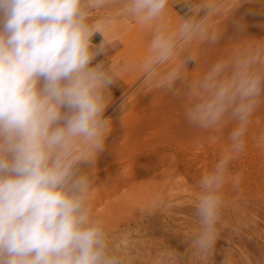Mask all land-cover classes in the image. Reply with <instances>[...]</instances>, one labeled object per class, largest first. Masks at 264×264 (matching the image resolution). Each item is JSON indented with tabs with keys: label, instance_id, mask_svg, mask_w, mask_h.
I'll list each match as a JSON object with an SVG mask.
<instances>
[{
	"label": "clouds",
	"instance_id": "clouds-1",
	"mask_svg": "<svg viewBox=\"0 0 264 264\" xmlns=\"http://www.w3.org/2000/svg\"><path fill=\"white\" fill-rule=\"evenodd\" d=\"M107 2L0 0V264H123L104 224L92 216L90 180L77 167L94 160L111 128L104 112L115 76L103 63L92 65L109 44H92L100 25L88 23L87 10ZM168 4L124 0L123 6L129 18L152 25ZM213 10L203 6L200 18H182L174 33L155 23L143 61L146 78L177 55L180 40L218 42L217 32L207 29ZM236 26L241 32L246 27ZM193 61L182 55L161 86L171 91L180 68ZM188 94L184 116L194 127L218 129L225 119L236 121L222 158L199 181L194 214L200 231L191 245L206 254L216 239L229 165L244 149L250 118L264 96V53L236 49L214 62ZM78 144L91 154L76 155ZM171 255L161 252L154 264H170ZM222 264H229L227 257Z\"/></svg>",
	"mask_w": 264,
	"mask_h": 264
},
{
	"label": "rangeland",
	"instance_id": "rangeland-1",
	"mask_svg": "<svg viewBox=\"0 0 264 264\" xmlns=\"http://www.w3.org/2000/svg\"><path fill=\"white\" fill-rule=\"evenodd\" d=\"M227 1L169 0L161 21L152 25L129 18L123 6L124 0H108L103 7L87 9L88 23L100 25V34L95 35L106 41L117 40L123 47L111 59L126 88L119 95L110 92V101L104 116L114 124L126 115L145 111L147 105L155 109L154 111L157 110L156 121L158 118L163 120L162 123L157 121L161 124L175 122L176 118L172 116L174 113L178 119L175 122L176 127L173 124L174 129L179 128L174 132L175 141H171L174 144L169 142L171 144L165 145L167 151L164 149L160 158L164 157L163 162L159 160V164L156 163L161 169L162 166L168 169L171 158L166 154L176 151L179 156L177 188L146 191V219L143 223L131 221L129 225L115 224L114 238L109 241L123 264H154L161 252L172 254L170 264H222L225 257L229 264H264V139L261 138L264 136V96L250 118L244 137V149L229 165V178L223 189V206L214 246L208 253L198 254L191 245V238L200 231L194 214L201 196L199 181L222 158L236 121L228 118L218 129L209 130L198 129L189 124L184 116L191 99L189 89L214 62L231 56L238 48H259L264 53V0ZM203 6L214 9L207 29L210 32L217 31L218 42L210 44L205 37L180 40L177 55L165 64L156 66L152 75L146 78L143 61L148 55V45L155 23H162L166 33H174L182 23V18L203 16ZM245 16L249 20L243 18ZM242 20H246L248 25L242 23ZM238 22L246 24L242 32H237ZM234 30L236 35L233 34ZM197 53L198 55H194ZM188 54L194 56L195 61L187 64V70L180 68V78L173 89L169 91L162 87V76L180 64L182 55ZM162 114L169 121L164 122ZM170 115L173 119L169 118ZM168 124L166 128L171 125ZM174 129L169 128L170 132ZM165 157L170 159L169 163L167 159V162L164 161ZM98 209L100 210L97 208L96 211ZM123 225L128 227L123 228Z\"/></svg>",
	"mask_w": 264,
	"mask_h": 264
},
{
	"label": "bare ground",
	"instance_id": "bare-ground-1",
	"mask_svg": "<svg viewBox=\"0 0 264 264\" xmlns=\"http://www.w3.org/2000/svg\"><path fill=\"white\" fill-rule=\"evenodd\" d=\"M229 1L230 0L227 2ZM246 16L249 17V15ZM246 16L243 18L247 20L248 18ZM243 20L242 23H246V20ZM235 30L233 33L234 35H236ZM226 34L227 33H225V35ZM194 55H198V53ZM199 55L201 56V54ZM150 107L151 106L146 105L145 111L143 110L144 107H142L143 111L126 115V117L123 118L124 120L120 119L119 121H114L115 123L111 124L110 132L105 138L103 149L97 153L96 157H93L94 160L80 161L77 165L80 173L86 174L90 180L88 201L92 216L94 219H98L106 224L105 230L110 240L114 236L113 233L116 223L129 225L131 221L137 223H143L145 221L146 191H165L166 188H171L170 190H173L172 188L174 187V189L177 188L176 178L178 179L179 166L177 162L179 161V156L175 153L176 151L168 152L169 154L163 152V154L169 155L171 158L170 163V159H167L168 157L164 159V161L167 159L168 162H166L170 164V166L168 165L169 168L167 167L168 169H166V166L164 169L162 165L161 169L160 165L158 166L156 163L160 161L161 163L163 162L164 157H162V159L160 158L162 156V151L164 149L167 151L165 145L171 141H175L174 132L178 131V127L174 129V126L176 127L175 122L178 119L174 113L172 116L176 118L174 119L175 122L173 121V123L171 121L172 124H170L172 127L168 122L167 124L170 126L166 128L167 124H161L163 120L161 121L158 118L161 123L157 122L158 120L156 121L157 110L154 111L155 109L153 110ZM163 116L162 114V117ZM173 117L170 115L169 118L173 119ZM162 119H165V116ZM153 120H155L156 123ZM166 120L169 121L165 119L164 122H167ZM168 127L176 131L172 130L170 132ZM166 135H168V137H165ZM173 142H171L172 145L174 144ZM76 147V155L83 157L91 154V149H89L86 144H79ZM172 148L174 147L172 146ZM159 153H161L160 157L156 158L159 156ZM117 191H119V193H117ZM97 208H100V210L98 209V211H96ZM124 227L125 225H123V228Z\"/></svg>",
	"mask_w": 264,
	"mask_h": 264
},
{
	"label": "crops",
	"instance_id": "crops-1",
	"mask_svg": "<svg viewBox=\"0 0 264 264\" xmlns=\"http://www.w3.org/2000/svg\"><path fill=\"white\" fill-rule=\"evenodd\" d=\"M103 41V38H100L98 35H94L92 38V44L99 46ZM109 46L106 47V51L100 53L95 57L92 61V65L94 66L97 63H103L104 67L112 72L115 76V82L110 86V92L114 95L121 94L126 87H124L125 82L122 77L116 72L115 68L112 64V57L119 54L120 50L123 48L122 45L117 41H106Z\"/></svg>",
	"mask_w": 264,
	"mask_h": 264
}]
</instances>
